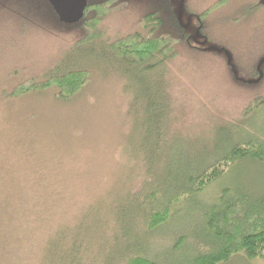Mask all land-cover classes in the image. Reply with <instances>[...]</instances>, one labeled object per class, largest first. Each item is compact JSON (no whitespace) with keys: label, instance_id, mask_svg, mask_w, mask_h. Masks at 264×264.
I'll return each mask as SVG.
<instances>
[{"label":"trees","instance_id":"obj_1","mask_svg":"<svg viewBox=\"0 0 264 264\" xmlns=\"http://www.w3.org/2000/svg\"><path fill=\"white\" fill-rule=\"evenodd\" d=\"M131 3L86 0L82 19L65 24L48 0H0V49L21 53L28 39H40L51 55L56 41L66 44L35 74H25L32 67L20 57L18 81L0 85V106L47 90L70 101L94 79L96 66L86 65L94 56L111 77L130 79L133 103L144 107L131 167L104 190L78 196L85 186L76 182L25 184L0 167V264H222L236 254L264 260V191L224 183L233 172L239 180L247 169L264 174V6L181 0L176 11L170 0H141L132 23L110 34L111 17ZM177 76L207 87L206 94L208 87L243 93L239 118L212 116L214 131L194 129L170 94Z\"/></svg>","mask_w":264,"mask_h":264},{"label":"rangeland","instance_id":"obj_2","mask_svg":"<svg viewBox=\"0 0 264 264\" xmlns=\"http://www.w3.org/2000/svg\"><path fill=\"white\" fill-rule=\"evenodd\" d=\"M170 1L175 10L180 11L181 0ZM212 1L188 0L193 7L210 5ZM140 2L132 0L131 7L114 13L108 22L110 34L123 31L132 23L135 8L139 7ZM181 15L183 23H186V15ZM218 32L224 36L227 29L224 27ZM188 35L194 38V43L201 44L202 41L195 38V29H189ZM70 38H67V42H70ZM64 46L66 44L56 41L50 50L52 56L45 53V45L40 39H28L25 51L21 53L12 49L8 52L1 47L0 69L7 70L10 76H6L7 73L1 75L0 85L9 89L18 81L13 72L23 69L20 57L27 58L25 65L32 67L25 74H35L51 65ZM93 58L89 57L86 65L90 62L96 66L94 79L92 77L86 89L70 98V101L56 100V91L47 90L13 98L0 106V167L8 171L11 180H24L25 184L33 185L51 183L52 180L67 185L76 182L85 186L75 191L76 195L82 196L95 189H106L118 174L124 175L129 170L131 164L128 163L134 157L135 143H139L141 136L139 124L144 118V107L140 102L137 105L133 103L136 99L135 86L133 88L130 79L117 75L114 76L117 78L111 77L106 64ZM168 70L173 75L178 71ZM202 71L204 73V69ZM182 72L183 75L184 72L188 74L184 67ZM174 81L178 85L173 91L171 88L170 94L172 99L177 97L183 103L180 114L192 123L194 129L204 133L214 131L212 116H218L217 119L221 121L224 118L227 122L235 120L247 101L243 93L239 95L233 89L215 88L214 92L212 87H208L210 94H206L204 91L207 87L192 84L190 79H187L188 86L185 81L180 83L179 76L174 77ZM187 87L190 90L188 95L184 93ZM213 94L216 98L211 99ZM135 118L139 119L138 127ZM238 177L239 172H233L224 183L231 186L237 180L241 187L245 185L254 191L258 186L264 191L262 171L247 169L242 173V179ZM218 190L216 187L212 193L215 195ZM222 264H264V260H250L243 254H236Z\"/></svg>","mask_w":264,"mask_h":264},{"label":"water","instance_id":"obj_3","mask_svg":"<svg viewBox=\"0 0 264 264\" xmlns=\"http://www.w3.org/2000/svg\"><path fill=\"white\" fill-rule=\"evenodd\" d=\"M52 10L60 21L67 24H77L86 10V0H48ZM264 6V0H259Z\"/></svg>","mask_w":264,"mask_h":264}]
</instances>
